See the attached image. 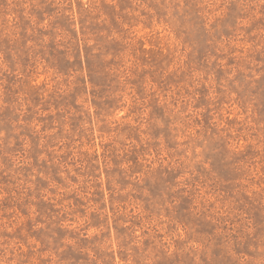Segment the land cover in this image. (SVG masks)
Here are the masks:
<instances>
[{
	"label": "rangeland",
	"instance_id": "374dc122",
	"mask_svg": "<svg viewBox=\"0 0 264 264\" xmlns=\"http://www.w3.org/2000/svg\"><path fill=\"white\" fill-rule=\"evenodd\" d=\"M0 264H264V0H0Z\"/></svg>",
	"mask_w": 264,
	"mask_h": 264
}]
</instances>
